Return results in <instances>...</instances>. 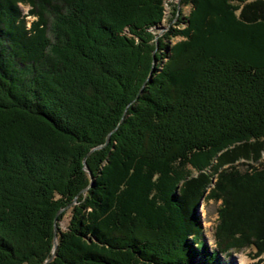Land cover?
I'll return each instance as SVG.
<instances>
[{"label":"trees","instance_id":"trees-1","mask_svg":"<svg viewBox=\"0 0 264 264\" xmlns=\"http://www.w3.org/2000/svg\"><path fill=\"white\" fill-rule=\"evenodd\" d=\"M164 2L0 0V264L264 252V0Z\"/></svg>","mask_w":264,"mask_h":264},{"label":"rangeland","instance_id":"rangeland-1","mask_svg":"<svg viewBox=\"0 0 264 264\" xmlns=\"http://www.w3.org/2000/svg\"><path fill=\"white\" fill-rule=\"evenodd\" d=\"M164 8H165V17L162 19V21L160 23H157L154 26L148 28L149 31L154 34L155 40L158 36L160 37V35L162 33H164L165 31H167L169 28H171V27L174 28V27H176V25L179 26L180 23L177 22V20L180 19L179 14H185L188 11V7H180L179 6L178 0H165ZM175 8H176V11H175V15L173 16V12H174ZM28 9H29L28 6L22 7V11L24 13H26L28 11ZM27 19L32 20V17L28 16ZM157 34H159V35L157 36ZM176 40H177L176 37H172L170 39V42L172 43V42H175ZM153 52H152L153 54H152V61H151V67L149 70V74H148V77L144 80V82H146V80L150 77L151 73L153 72L154 65L156 64V62H155V54H156L155 50ZM162 65H163V63L161 62L159 67H161ZM139 92L140 91L138 90L137 95L139 94ZM137 95H136V97H137ZM112 131H110L107 134V135H109L108 140H109V137H110ZM263 157H264V153H263ZM83 167H84V164H83ZM240 168L241 169L245 168V166H241ZM86 172H87V170H86ZM75 202H76V197L73 199L71 204H74ZM219 204H220V201L214 202L212 200H209L206 202V200H203L198 205V209H197L198 214H199L200 219H201V222H202V226H203L202 236H203V239L206 242V244L210 250L213 249V247H214L212 232H213V228L217 222V218L219 216L217 214V209L219 207ZM63 210H65V208ZM57 218H58V216H57ZM68 218H69V213L66 212L64 214V216L62 217V219H60V221L56 220V222H55L56 234H57V228H60L62 230H64L66 228ZM53 233H54V219H53ZM56 241H57V238H56ZM55 250H57V248ZM253 252H255L254 248L252 250L248 249V248L247 249L244 248V250H242L240 252H232L229 255H222L219 257L218 264H253V263L257 262L259 260V258L264 259V252L259 257H254ZM54 253H55V251H54Z\"/></svg>","mask_w":264,"mask_h":264},{"label":"water","instance_id":"water-1","mask_svg":"<svg viewBox=\"0 0 264 264\" xmlns=\"http://www.w3.org/2000/svg\"><path fill=\"white\" fill-rule=\"evenodd\" d=\"M159 34H157V36H158ZM156 36V37H157ZM154 53V52H153ZM144 84H145V82H143V84H142V86L140 87V89H139V91L142 89V87L144 86ZM108 136L109 135H107L106 136V139H105V144L107 143V141H108ZM94 148H92V149H90V151H92ZM89 151V152H90ZM84 169L85 170H87V172H88V175H89V177H90V179L92 178V175H91V171L88 169V167L85 165V163H84ZM85 189H83L82 191H84ZM64 208H61L60 210H58L57 211V213H56V215H55V217H54V234H53V253H52V255H51V257L49 258V259H51L52 257H53V255H54V251H55V249L57 248V241H56V226H55V222H56V220H57V216H58V214L63 210ZM256 250V248L254 247V251Z\"/></svg>","mask_w":264,"mask_h":264}]
</instances>
